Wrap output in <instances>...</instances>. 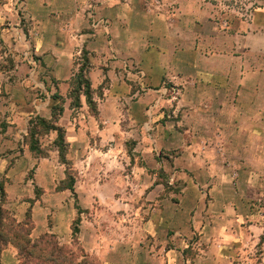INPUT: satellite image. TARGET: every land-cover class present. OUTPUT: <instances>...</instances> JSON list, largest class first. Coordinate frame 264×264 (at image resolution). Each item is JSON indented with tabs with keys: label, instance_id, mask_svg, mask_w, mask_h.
Instances as JSON below:
<instances>
[{
	"label": "crops",
	"instance_id": "obj_1",
	"mask_svg": "<svg viewBox=\"0 0 264 264\" xmlns=\"http://www.w3.org/2000/svg\"><path fill=\"white\" fill-rule=\"evenodd\" d=\"M83 59L95 113L68 98ZM53 94L73 192L56 132L25 141ZM0 182L32 240L72 248L79 209L98 264H264V0H0Z\"/></svg>",
	"mask_w": 264,
	"mask_h": 264
},
{
	"label": "trees",
	"instance_id": "obj_2",
	"mask_svg": "<svg viewBox=\"0 0 264 264\" xmlns=\"http://www.w3.org/2000/svg\"><path fill=\"white\" fill-rule=\"evenodd\" d=\"M83 59L79 71L74 75L71 81V90L68 93V98L71 99L70 106L78 108L80 106V96L83 95L90 110L95 113V103L92 100V90L90 82L87 78V63ZM51 119L45 120L36 117L29 122V133L26 137V143L30 152L36 157H46L39 143V137L54 131L57 138L53 145L57 148L59 162L65 166L67 184L60 188L68 189L73 192L74 172L72 164L67 159L66 144L64 140V131L56 126V122L64 111L65 99L58 94H53L50 97ZM5 202V193L3 183L0 182V253L8 245H12L17 250V256L20 264H91L84 251L77 246V235L79 233L81 211L78 209V217L74 220L72 231V247H76L78 254L68 246H61L56 237L50 234H44L38 239L32 240L30 235L33 230L30 213L27 212L25 219L22 222H17L10 213L3 208Z\"/></svg>",
	"mask_w": 264,
	"mask_h": 264
},
{
	"label": "rangeland",
	"instance_id": "obj_3",
	"mask_svg": "<svg viewBox=\"0 0 264 264\" xmlns=\"http://www.w3.org/2000/svg\"><path fill=\"white\" fill-rule=\"evenodd\" d=\"M28 35H29V33H28ZM5 66H7V67H11V66H12V63H9V62H8V63H6ZM35 94H37V96L40 97V98H43V97H44L43 94L40 95V92H36ZM48 157L50 158V157H51V154L48 155ZM52 159H53L54 161L57 160V161L59 162V159H58V155H57V154H56ZM52 159L50 158L49 160H52ZM59 163H60V162H59ZM60 164H61V163H60ZM62 166H63L62 169H65V166H64V165H62ZM65 172H66V171H65ZM231 175H232V177H235V178L237 177V176H236V173H234V172H232ZM159 176H160V178L163 179V180H165V179L168 177V176H166V175H164V174H160ZM67 182H68V180H66L65 183H62L61 186L64 185V184H67ZM176 187H177V186H176ZM165 191H166V193H168V192H172V194H175L176 191H178V188H175V187H173V186L165 185ZM252 203L254 204V206H257V207L259 206V208H261V209L263 210L262 214L264 215V189H263V191H262V195H261V199H260V201L256 200V201H254V202H252ZM8 211H9L10 215L12 216L11 211H10V210H8ZM12 217H13V216H12ZM120 220L122 221V223H123L124 226H125V225H128V226L131 225V221H130V219H126V218L122 219V218H120ZM263 220H264V218H263ZM263 244H264V236L262 237L261 242H260V244L258 245V248H257L256 250H254V255H253V257L256 258V259L258 260V262H260L259 259H261L260 257H261L262 254H263L262 257H264V245H263ZM71 249H73V251H75V253L78 254V251L76 250V247L73 246ZM88 260L91 262V264H98L97 261H94V260H92L91 258H88Z\"/></svg>",
	"mask_w": 264,
	"mask_h": 264
}]
</instances>
